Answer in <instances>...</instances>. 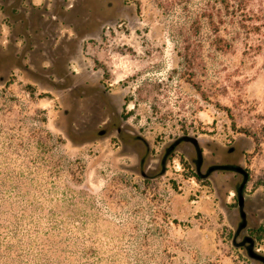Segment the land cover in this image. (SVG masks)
<instances>
[{"label": "rangeland", "instance_id": "374dc122", "mask_svg": "<svg viewBox=\"0 0 264 264\" xmlns=\"http://www.w3.org/2000/svg\"><path fill=\"white\" fill-rule=\"evenodd\" d=\"M232 10L0 0V232L38 198L62 263L264 264V26Z\"/></svg>", "mask_w": 264, "mask_h": 264}, {"label": "trees", "instance_id": "16d2710c", "mask_svg": "<svg viewBox=\"0 0 264 264\" xmlns=\"http://www.w3.org/2000/svg\"><path fill=\"white\" fill-rule=\"evenodd\" d=\"M223 1L225 8L231 7L235 15L240 16V28L246 31L247 39H251V34H261L264 26V8L257 11L247 10L250 0H235L238 1L237 7L235 4L230 5V0ZM218 39L221 41V38ZM38 201V198L34 202L31 199L21 200L18 202L17 211L13 209L10 215L5 214L8 230L5 234L0 232V264H73L70 254L65 257L67 261L63 263L59 261L60 254L53 257L52 254L56 253V250L45 248V240L39 238L40 227H32L38 222L25 210L31 206L35 209L40 208ZM87 255L89 253H86Z\"/></svg>", "mask_w": 264, "mask_h": 264}]
</instances>
